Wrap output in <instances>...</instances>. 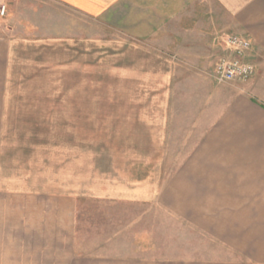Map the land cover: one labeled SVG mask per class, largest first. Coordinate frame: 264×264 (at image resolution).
Masks as SVG:
<instances>
[{"label": "crops", "instance_id": "0c3cea01", "mask_svg": "<svg viewBox=\"0 0 264 264\" xmlns=\"http://www.w3.org/2000/svg\"><path fill=\"white\" fill-rule=\"evenodd\" d=\"M51 1L69 10L62 40H16L1 27L0 163L3 176L18 178L4 192V225H17L34 247L62 248L49 254L56 264H264V0ZM90 18L136 51L132 101L113 110L131 152L112 158L89 150ZM218 32L249 38L245 59L255 72L247 81L210 77L222 54ZM61 45L63 186L57 149L30 135L57 128L50 72ZM42 72L44 88L34 82ZM42 160L55 170L42 172ZM78 220L115 226L94 232Z\"/></svg>", "mask_w": 264, "mask_h": 264}, {"label": "rangeland", "instance_id": "374dc122", "mask_svg": "<svg viewBox=\"0 0 264 264\" xmlns=\"http://www.w3.org/2000/svg\"><path fill=\"white\" fill-rule=\"evenodd\" d=\"M5 5V15L0 17V33L1 27L4 26V34L13 39L24 40H40L48 41L50 38L63 39L69 32L71 24L70 17L67 13L69 10L61 4H56L51 0H0ZM224 33V32H220ZM236 35V34H235ZM89 65H88V82L85 86V101L89 105V150L95 155L112 154H129L130 145L127 138L123 135V130H118L113 124V110H117L119 106L121 110H127V106L131 103L130 93L134 88L129 80V69L133 64L131 62L136 59L132 40L126 38L122 34L111 30L110 28L98 23L95 19H89ZM62 44V42H59ZM143 54V53H142ZM56 71L51 69V78L56 74V90L58 92L57 102V128L56 129H35L30 134L35 137V142L40 145L48 144L57 151V165L48 160H42L41 170L56 167V177L58 184L63 186L64 181V161L63 147L65 143L66 131L63 127L65 119V96L61 94L66 89L65 80V51L62 47H58L56 54ZM145 59V57H143ZM214 67V65H213ZM212 67V69H213ZM23 71L30 74L32 68L29 65L23 66ZM46 71L45 66L41 68ZM211 69V70H212ZM33 72H35L33 70ZM211 72V71H210ZM255 72V71H254ZM25 77L28 75L23 74ZM36 75L37 79L45 77ZM250 79V78H249ZM40 82V79L38 80ZM35 80L38 87L44 88V82ZM34 84V83H32ZM84 84V83H83ZM219 84V83H217ZM83 86V87H84ZM52 87V81H51ZM48 115V114H47ZM54 114L51 113V120ZM29 134V131L26 130ZM121 131V133H120ZM25 134V133H24ZM56 145H53V144ZM126 158V157H125ZM106 159V157H105ZM92 162H90L91 164ZM94 163H96L94 161ZM106 165L107 161L99 162ZM118 168L123 162L117 160L110 162ZM4 162L0 163V264H56V256L53 254H63L60 249L50 248L48 242L41 243V248L34 247L36 242L28 240L26 234L18 231L17 225H4V192L7 185L17 184L18 178L3 176ZM55 170V168H53ZM52 170V169H51ZM26 180L28 178H25ZM48 179V178H45ZM29 180V179H28ZM22 181H19L21 183ZM26 186L27 181H24ZM30 184V183H29ZM60 185V186H61ZM95 210L96 206H89ZM94 208V209H93ZM90 210V209H89ZM10 219V218H8ZM79 226L96 231L98 225L105 226L106 233L112 232V226H115L113 220H78ZM121 221V220H117ZM128 221V220H123ZM83 222V223H82ZM118 224V222H117ZM25 238V239H24ZM96 243V242H94ZM47 245L42 248V245ZM59 256V255H57Z\"/></svg>", "mask_w": 264, "mask_h": 264}, {"label": "built area", "instance_id": "2783aa9c", "mask_svg": "<svg viewBox=\"0 0 264 264\" xmlns=\"http://www.w3.org/2000/svg\"><path fill=\"white\" fill-rule=\"evenodd\" d=\"M5 9L0 2V17L5 15ZM214 41L220 43L222 50L210 72L216 83L245 82L253 76L255 67L245 59L251 46L248 37L218 32Z\"/></svg>", "mask_w": 264, "mask_h": 264}]
</instances>
